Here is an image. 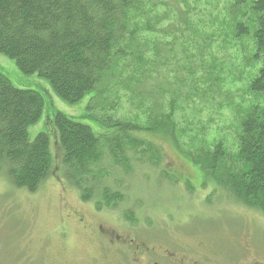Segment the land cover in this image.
I'll return each instance as SVG.
<instances>
[{"label": "trees", "instance_id": "obj_1", "mask_svg": "<svg viewBox=\"0 0 264 264\" xmlns=\"http://www.w3.org/2000/svg\"><path fill=\"white\" fill-rule=\"evenodd\" d=\"M220 1L223 5L194 0L187 8L185 0H0V54L22 73L48 80L70 104L98 91L87 109L102 125L115 127L111 136L97 137L86 125L57 113L53 121L63 154L61 169L53 162L46 134L28 138V127L43 112L41 96L16 89L0 73V175L14 189L33 194L48 178H60V171L80 200L92 205V215L119 214L120 220L112 221L119 230H138L141 220L120 207L127 196L119 178L129 180L139 171L168 189L183 186L190 198L196 194L167 170L163 145L168 144L197 167L200 188L208 178L226 192L221 198L264 217V0H249L253 57L261 63L248 87L255 101L239 114L225 109L223 96L206 107L207 119L191 109L196 99L226 93L214 87L225 65L214 53L228 52L234 46L229 40L248 32L228 14L239 0ZM200 2L205 3L202 11L197 10ZM189 16L194 55L182 56L180 24ZM124 103L126 115L120 114ZM225 112L236 125L232 142L220 136L222 129L210 126L213 115L224 119ZM113 170L118 186L112 188L108 180ZM151 202L154 206V198ZM66 226L72 235V226Z\"/></svg>", "mask_w": 264, "mask_h": 264}, {"label": "rangeland", "instance_id": "obj_2", "mask_svg": "<svg viewBox=\"0 0 264 264\" xmlns=\"http://www.w3.org/2000/svg\"><path fill=\"white\" fill-rule=\"evenodd\" d=\"M193 1L185 0L187 8L193 7ZM201 2L200 5H197V10L199 8L202 11L205 3ZM218 3V5H223L220 0ZM250 3L249 0H239L235 6H229L231 7L228 11L230 18L235 17L236 24L243 23L248 28V32H242L239 37L230 39L229 45L234 46L228 52L214 53L218 61L225 64L214 87L217 91L221 90L226 93L221 98L216 97L215 94L214 98L210 96L209 98L196 99V105L191 109L199 111L198 115H202L203 119H207L208 109L206 107L213 105L211 102L221 101L223 96L226 104L225 109L239 114L240 109L245 110L255 101V97L251 91H248V87L261 63L253 57L254 35L250 28V19L253 13L249 10ZM205 19L207 18H203L204 22ZM185 21L180 24L182 28L179 33L181 54L182 56H192L194 55V28L191 26L190 16L187 22ZM207 33L209 34L210 31ZM230 36H232L231 29ZM208 53L210 55V52ZM188 59L192 60L191 57H185V60L189 61ZM0 73L16 89L34 91L41 96L43 112L40 119L28 127V138L33 140L39 133L46 134L50 144V155L59 168L61 166L63 169L61 164L63 154L60 151L59 134L53 121L57 113H61L75 123L86 125L97 137L111 136L115 132V127L110 128L102 125L96 119L97 117L87 109L89 102L96 97L98 91L88 92L80 101L70 104L57 96L48 80L39 78L36 74L22 73L13 60L1 54ZM203 90V87L200 86L198 93L202 94ZM211 91L215 93V89ZM226 94L229 96L225 97ZM127 106V103L123 104L124 110L121 109L120 114L123 111L126 115V111L129 109ZM189 112L186 110L185 114L188 115ZM101 114L111 115L110 112ZM224 114L225 120L218 119L217 115H213L210 126L213 130L222 129L223 133L220 136H226L227 142H232L236 133V125L235 122L231 123V114L227 112ZM140 138L145 139L146 137L140 135ZM163 150H165L166 161L169 164L167 170L174 177L188 182L190 187L195 188L196 194L190 198L182 189L183 186L177 185L168 189L164 184L158 182V178L148 175L145 179V174L139 171L135 172L133 178L128 177L129 180L119 178L122 192L127 196L125 203L120 207L124 210L126 208L132 210L135 217L141 220L138 229L159 237L161 235L166 239L164 240L165 245L177 243L179 239L192 242L195 238L193 234L201 237L207 232L217 239L220 247L232 246L234 249L238 237L245 233L253 235V242L264 250L263 216L257 212L246 211L240 208L241 206H235L221 198L226 192L221 190L220 185L208 178L207 185L200 188L202 178L191 160L180 153L175 155L168 144L163 145ZM111 174L112 177L108 180V185L113 188L118 186L117 183L115 184V170L111 171ZM56 177L60 178H48L47 183L45 181L35 193L31 194L23 189H14L5 177L0 175V264H26L22 256L28 255L39 261L40 258L35 253L36 248L40 246V243L49 245L55 241H63L67 254L72 251H74L72 255L83 256L86 254L87 248L84 246L83 237L77 235L73 220L68 218L70 207L83 210L90 219H97L111 225L114 224L112 222L114 219L120 220L119 214L114 218H111V215L107 213L102 216L101 214L92 215V205L80 200L77 191L60 176V171ZM152 197L155 200L154 206H151ZM60 206L62 212L59 210ZM60 218H62L61 221ZM148 222L149 226L146 225ZM65 224L72 226L74 231L72 235ZM24 248L25 253L22 252Z\"/></svg>", "mask_w": 264, "mask_h": 264}, {"label": "flooded vegetation", "instance_id": "obj_3", "mask_svg": "<svg viewBox=\"0 0 264 264\" xmlns=\"http://www.w3.org/2000/svg\"><path fill=\"white\" fill-rule=\"evenodd\" d=\"M68 218L77 221L74 226L83 237L86 254H67L63 241L40 243L35 250L40 260L28 255L23 257L26 264H264V250L253 242L251 234H241L235 249L220 247L209 234H193L192 242L179 239L165 245L161 235L127 226L119 230L117 225L92 221L83 210L70 207Z\"/></svg>", "mask_w": 264, "mask_h": 264}]
</instances>
